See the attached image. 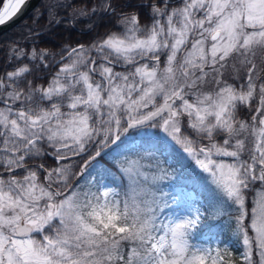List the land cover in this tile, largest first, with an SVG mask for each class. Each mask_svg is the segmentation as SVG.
<instances>
[{
    "label": "snow or ice",
    "instance_id": "6c2138e0",
    "mask_svg": "<svg viewBox=\"0 0 264 264\" xmlns=\"http://www.w3.org/2000/svg\"><path fill=\"white\" fill-rule=\"evenodd\" d=\"M48 16L92 38L4 43L0 264H264V0Z\"/></svg>",
    "mask_w": 264,
    "mask_h": 264
},
{
    "label": "trees",
    "instance_id": "16d2710c",
    "mask_svg": "<svg viewBox=\"0 0 264 264\" xmlns=\"http://www.w3.org/2000/svg\"><path fill=\"white\" fill-rule=\"evenodd\" d=\"M68 2V0H41L37 6V11L31 12L20 23H18L11 30L0 36V66L3 64L4 59V43L11 42L12 40H18L21 44H25V37L28 36L30 29H36L42 31V35L39 37V45L45 48H51L55 51L59 50V46L67 42L63 37V30L57 25L49 23L48 7L51 5H57L59 3ZM89 0H71L76 6H82L84 3H88ZM4 3V0H0V7ZM56 11L61 17L65 13H70L71 9L57 8ZM64 20H61V23ZM60 23V24H61ZM55 34V37L51 35Z\"/></svg>",
    "mask_w": 264,
    "mask_h": 264
},
{
    "label": "flooded vegetation",
    "instance_id": "af4514ba",
    "mask_svg": "<svg viewBox=\"0 0 264 264\" xmlns=\"http://www.w3.org/2000/svg\"><path fill=\"white\" fill-rule=\"evenodd\" d=\"M37 7L34 9V11H37ZM33 12V11H32ZM64 16V15H63ZM86 21L84 20H78L76 22L75 27L66 26L64 22L57 25L61 30H63L62 37L68 42V43H76L77 41L81 42H87L92 38L91 33H87L84 31V25ZM56 25V24H55ZM101 31H103V27L101 28ZM52 37H55V34L51 35Z\"/></svg>",
    "mask_w": 264,
    "mask_h": 264
},
{
    "label": "water",
    "instance_id": "95a60500",
    "mask_svg": "<svg viewBox=\"0 0 264 264\" xmlns=\"http://www.w3.org/2000/svg\"><path fill=\"white\" fill-rule=\"evenodd\" d=\"M40 1L41 0H26L25 4L15 17L7 21L5 24L0 25V36L20 23L39 4Z\"/></svg>",
    "mask_w": 264,
    "mask_h": 264
}]
</instances>
